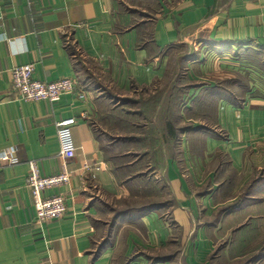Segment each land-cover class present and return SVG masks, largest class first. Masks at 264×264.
<instances>
[{
    "label": "crops",
    "instance_id": "obj_1",
    "mask_svg": "<svg viewBox=\"0 0 264 264\" xmlns=\"http://www.w3.org/2000/svg\"><path fill=\"white\" fill-rule=\"evenodd\" d=\"M30 62L75 91L22 100L11 71ZM10 146L0 264H264V0H0ZM30 160L70 174L42 192L62 217L37 220Z\"/></svg>",
    "mask_w": 264,
    "mask_h": 264
},
{
    "label": "built area",
    "instance_id": "obj_2",
    "mask_svg": "<svg viewBox=\"0 0 264 264\" xmlns=\"http://www.w3.org/2000/svg\"><path fill=\"white\" fill-rule=\"evenodd\" d=\"M34 64L25 63L14 67L12 74V87L18 92L22 100L38 101L46 100L49 103H55L60 96L65 93L75 91V78L61 77L54 81H39L33 77ZM82 96V95H81ZM76 124L75 118H65L56 122L57 138L60 142V155L64 158H71L74 155L75 147L71 140L70 128ZM15 151L14 147L0 151V159L9 162L10 155ZM27 183L32 192L33 207L36 212L37 220L57 219L66 212V207L62 195H52L43 197L42 192L46 188L60 186L70 179V174L66 171H60L53 175L42 176L38 172L37 162L30 160L28 162Z\"/></svg>",
    "mask_w": 264,
    "mask_h": 264
},
{
    "label": "rangeland",
    "instance_id": "obj_3",
    "mask_svg": "<svg viewBox=\"0 0 264 264\" xmlns=\"http://www.w3.org/2000/svg\"><path fill=\"white\" fill-rule=\"evenodd\" d=\"M149 99V97H148V95L147 94H145V95H138V101L140 102V103H143V101H146V100H148ZM162 100V99H161ZM163 117V116H162ZM147 120V119H146ZM140 168H134L133 169V171L134 170H139ZM224 254V253H223ZM225 255V254H224ZM225 257H226V255H225ZM210 260V259H209ZM229 260H230V258H229ZM244 260H246V259H236V260H233V262H232V264H241V263H243L244 262ZM216 261V258H215V260H214V262ZM213 262V261H212ZM211 262V263H212ZM227 261H224V264L226 263Z\"/></svg>",
    "mask_w": 264,
    "mask_h": 264
},
{
    "label": "trees",
    "instance_id": "obj_4",
    "mask_svg": "<svg viewBox=\"0 0 264 264\" xmlns=\"http://www.w3.org/2000/svg\"><path fill=\"white\" fill-rule=\"evenodd\" d=\"M151 99H152V98L149 97V99L146 100L145 102L143 101V103H140L139 101H138V102H139L142 106H145V104H146L147 107H150ZM146 119L149 121V117L146 116ZM169 132H170L172 135H175V131H174V129L172 130V129L169 128ZM146 138H147V141H149V140L151 139V137H149V135H148Z\"/></svg>",
    "mask_w": 264,
    "mask_h": 264
}]
</instances>
